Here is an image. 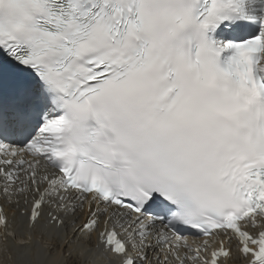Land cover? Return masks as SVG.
<instances>
[{
    "label": "snow or ice",
    "instance_id": "obj_1",
    "mask_svg": "<svg viewBox=\"0 0 264 264\" xmlns=\"http://www.w3.org/2000/svg\"><path fill=\"white\" fill-rule=\"evenodd\" d=\"M0 177L83 264H264V0H0Z\"/></svg>",
    "mask_w": 264,
    "mask_h": 264
},
{
    "label": "bare ground",
    "instance_id": "obj_2",
    "mask_svg": "<svg viewBox=\"0 0 264 264\" xmlns=\"http://www.w3.org/2000/svg\"><path fill=\"white\" fill-rule=\"evenodd\" d=\"M7 208L10 221L9 235L11 236V233H13L17 237L18 234H24V237L21 236L23 240L8 241V248L11 252V260L8 261V264H55V261L61 257L62 251L65 252L63 246L51 244L42 227L33 226L27 217L20 218L18 215L19 209H17L15 203L13 205L8 203ZM21 243H23L24 247H20ZM50 247L53 249L57 247L60 252L56 255L51 254ZM42 249H47V255L44 254ZM150 251L154 253L155 249ZM66 253L68 252L66 251ZM69 257L72 256L69 255ZM74 259L76 264H83L82 259ZM153 264H156V262H153ZM232 264H241L238 253H236Z\"/></svg>",
    "mask_w": 264,
    "mask_h": 264
},
{
    "label": "rangeland",
    "instance_id": "obj_3",
    "mask_svg": "<svg viewBox=\"0 0 264 264\" xmlns=\"http://www.w3.org/2000/svg\"><path fill=\"white\" fill-rule=\"evenodd\" d=\"M13 238V237H12ZM60 252V250L56 247V248H52V247H50V253L51 254H57V253H59ZM66 251L64 252V251H62V253L60 254L61 256H63L64 258H65V263L66 264H76V260L73 258L72 259V257H69V254L68 253H66Z\"/></svg>",
    "mask_w": 264,
    "mask_h": 264
}]
</instances>
